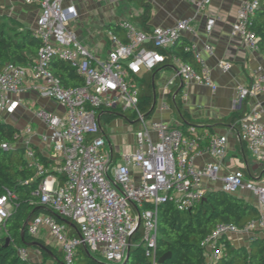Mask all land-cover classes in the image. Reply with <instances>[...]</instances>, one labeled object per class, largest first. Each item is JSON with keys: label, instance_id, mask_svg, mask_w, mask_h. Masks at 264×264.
Instances as JSON below:
<instances>
[{"label": "built area", "instance_id": "2783aa9c", "mask_svg": "<svg viewBox=\"0 0 264 264\" xmlns=\"http://www.w3.org/2000/svg\"><path fill=\"white\" fill-rule=\"evenodd\" d=\"M204 15L211 0H183ZM37 6L34 36L41 41L37 58L29 66L7 64L0 74V121L14 115L22 106L21 100L12 99L22 93L28 83L43 99L59 103L64 115L45 109L36 111L37 119L47 125L49 134L44 141L62 158L58 173L63 183L49 172L42 157L29 141L23 143L27 167L40 178L34 192L53 215H42L29 226V234L37 237L46 229L56 241L65 264H79L81 249L91 255L100 253L110 264H123L129 249L144 247L152 264H160L157 249L160 234L159 208L169 200L180 211H190L205 199V183H219V190L238 195L241 191L253 193L260 202L261 217L240 229L234 224H219L203 241L208 252V262H216L223 255L220 241L233 235L249 234L252 239L264 232V181L248 182L242 172L221 176L223 161L228 153L227 136H211L206 152L214 162L197 168L202 138L192 129L190 135L180 127L147 119L140 111L141 82L144 71L151 72L166 63L162 51H167L186 32L195 33L194 20L179 21L172 28L158 27L145 32L130 21L119 27L125 32L122 39L112 31L108 33L111 49L105 58L91 53L70 28L78 20L79 10L67 0H24ZM264 8V0H247L238 9L232 33L240 36L252 52L260 51V37L252 29L257 12ZM220 17H207L206 32L213 34ZM197 69L179 57H173L177 77L217 89L210 72L192 45ZM210 54L213 48L206 46ZM58 59L83 78V87H64L51 71V64ZM224 73L232 69L227 61L220 63ZM264 94V73L260 71L249 87H240V100ZM163 110H170L168 104ZM121 111L135 114L140 128L135 136V150L118 158L111 152L105 139L106 133L100 120L105 112ZM148 120H152L148 124ZM241 139L249 151L264 163V122L261 110L255 108L240 121ZM28 129L26 133H30ZM9 149V145H1ZM135 172L138 173L136 176ZM14 196L8 191L0 198V233L4 221L14 210ZM146 206L148 208H146ZM68 220L78 229L72 235L66 224L56 217ZM141 220V223H140ZM141 232V240L133 242ZM22 258L32 264L29 251L20 250Z\"/></svg>", "mask_w": 264, "mask_h": 264}, {"label": "crops", "instance_id": "0c3cea01", "mask_svg": "<svg viewBox=\"0 0 264 264\" xmlns=\"http://www.w3.org/2000/svg\"><path fill=\"white\" fill-rule=\"evenodd\" d=\"M2 0H0L1 2ZM5 1V0H3ZM10 2L21 0H9ZM24 1V0H23ZM121 0H67V4L75 5L79 10V18L89 20L92 11L95 9L98 12L99 20L96 27L87 30L83 24L81 28L73 30L79 38L80 42L88 49L96 48L94 54L99 58L107 57L111 44L108 33L110 26H119L122 21H130L138 25L141 24L138 18L143 14L144 10L137 6L134 2L124 0V4H120ZM152 6V17L150 21L151 29L158 27L172 28L176 24L185 19H193L195 33H184L182 39H185L192 45L196 46V53L201 57L202 62L210 72L212 81L216 86L214 91L212 88L193 82H184L177 77V67L173 61L160 65L156 74L155 102L152 109V120L165 122L173 127L181 128L182 121L177 116L176 112L170 108L166 111L162 109L163 104H168L170 107L169 98H174L175 93L182 87V102L184 110L190 115L194 121H222L229 118L232 114L242 111L246 108L248 114L255 108L261 110V119L264 122V94H257L245 101L240 100V87H249L256 79L258 73H264V51L252 52L242 41L240 36L232 33V27L236 22L237 12L239 7L247 0H211L204 15H197L196 9L184 2L183 0H145ZM25 8V7H24ZM26 9V8H25ZM28 11H32L36 19L40 11L37 6H32ZM220 17L221 21L216 25L213 34L208 35L206 32L207 17ZM34 30V29H33ZM120 38L126 39L125 32L119 35ZM210 45L213 48V54L207 51L206 46ZM92 48V49H93ZM227 61L232 64V69L224 73L220 68V63ZM200 68V65L198 63ZM153 72V71H151ZM151 72L144 71L140 82L143 83L144 77ZM12 99L21 100L22 106L14 115L6 116V122L12 124L22 133L21 144L29 141L38 153L48 158L51 162V168L47 169L53 173L62 167V158L54 153L49 144L44 141L49 130L46 124L37 119L35 113L40 109H45L58 115H64L65 109L57 102L41 98L30 83L26 85L24 90L19 95H13ZM117 111L105 112L101 115L100 120L104 124H109L106 118L110 113ZM122 118V117H119ZM30 129V133L26 131ZM191 128L190 132L192 131ZM194 131L202 138L200 155L196 158L195 165L197 168H204L207 164L214 162V158L206 152V146L211 136H227L228 137V153L223 161L221 168V176L232 172H242L245 180L248 182L264 181V163H261L253 157L247 144L241 139L240 128L233 126H215V128L201 127ZM129 148L135 150L134 138L129 145ZM113 153L116 158L121 155L112 145ZM46 165V164H45ZM136 176L138 173L135 172ZM58 177V176H57ZM207 192L219 190V183H205ZM245 198L253 205L260 208L259 199L249 191H241L238 194ZM69 230L72 235H79L75 225L69 224ZM77 233H73V230ZM264 236V232L258 234ZM37 238L45 243L41 244L47 247V251H41L37 247L29 248V254L32 264H61L63 254L60 247L49 234L46 229H43ZM234 246H249L252 240V235L240 234L233 235L228 239ZM84 249V248H83ZM61 255L58 258L57 255ZM44 253L48 254L45 257ZM81 253V252H80Z\"/></svg>", "mask_w": 264, "mask_h": 264}, {"label": "trees", "instance_id": "16d2710c", "mask_svg": "<svg viewBox=\"0 0 264 264\" xmlns=\"http://www.w3.org/2000/svg\"><path fill=\"white\" fill-rule=\"evenodd\" d=\"M134 2L144 10L138 18L142 29L151 33L150 21L152 17V6L145 0H126ZM26 9L32 6L25 5ZM110 31L119 36L124 31L116 25L110 26ZM252 29L260 37V50L264 51V8L260 9L253 19ZM41 41L34 36V31L24 26L23 22L0 10V74L4 67L9 64L31 66L37 58ZM191 44L185 39L180 40L169 50L162 51L166 57V63L173 57H179L199 69L195 53L191 50ZM158 69L148 74L141 83L140 111L147 119H152V109L155 102V89ZM51 71L57 76L62 85L68 87H83L85 82L76 71L68 64L54 59L51 64ZM170 108L176 112L182 121L181 130L184 134L190 135V129L196 131L201 128H215V126H233L240 128L242 121L248 112L243 107L242 111L235 112L229 118L222 121H194L184 110L182 102V90L176 98H169ZM136 120V115L130 116L117 111L110 113L106 118L110 124L117 118ZM22 133L12 124L0 121V198L10 191L13 196L14 210L4 221L0 233V264H30L20 255V250H28L29 245L34 243L44 244L45 242L29 234L30 224L42 215H53L49 207L42 204L41 200L34 196V192L40 185V178L34 170L27 167L25 160V148L21 142ZM9 145V149H3L1 145ZM38 151L37 149H35ZM46 166L51 168V162L42 154L38 153ZM62 165H60L61 167ZM58 176L60 183L64 177ZM146 208H148L146 206ZM32 215L29 226L26 228L24 240L22 231L25 222ZM260 209L239 195L226 193L222 190L207 192L204 201L190 211H180L175 203L169 200L159 208V240L157 255L160 260L170 254L165 264H264V236L253 238L249 246H234L227 238L220 241L223 249L222 257L216 261L208 262V252L202 247V241L212 233L219 224H234L240 229L245 228L251 222L259 220ZM57 221L62 223L57 217ZM69 226V225H68ZM73 233H77L74 229ZM10 239V245L6 246V240ZM141 240V232H138L133 242ZM51 250L50 246H46ZM58 258L61 255L56 254ZM45 257L48 254L44 253ZM63 259V257H62ZM79 264H100L90 257L85 249H81ZM127 264H152V258L148 256L144 247L133 248L130 252V259Z\"/></svg>", "mask_w": 264, "mask_h": 264}, {"label": "rangeland", "instance_id": "374dc122", "mask_svg": "<svg viewBox=\"0 0 264 264\" xmlns=\"http://www.w3.org/2000/svg\"><path fill=\"white\" fill-rule=\"evenodd\" d=\"M120 4H124V0H121ZM0 10L19 19L28 29L33 30L36 28L37 19L32 11H28L24 8L23 0L14 2H10L9 0H2L0 2ZM91 14L93 15H90L89 20H76L71 23L70 28L72 30H77L78 28H81L83 24H85L86 26L84 27L87 30L91 31V28L97 26L98 20L100 18L96 9L92 11ZM94 46V44L91 45L90 51L96 54L97 50L96 48H93ZM126 115L130 116L129 113ZM151 121L152 120H148V124ZM139 128V122H137L136 120H127L124 118H117L110 124H104V131L106 133L105 139L107 141V145L110 142L111 145H113L117 151H120L121 154L127 151H133L132 148H129L126 145H129L132 142L133 138L135 141L136 132L139 130ZM92 258L100 264H110L100 253H93Z\"/></svg>", "mask_w": 264, "mask_h": 264}, {"label": "water", "instance_id": "95a60500", "mask_svg": "<svg viewBox=\"0 0 264 264\" xmlns=\"http://www.w3.org/2000/svg\"><path fill=\"white\" fill-rule=\"evenodd\" d=\"M9 15H11V14H9ZM180 90H182V87H180V88L178 89V91L175 93L174 98H176V97L178 96ZM108 146H109L111 152H113L112 145H111L110 142L108 143ZM32 215H33V213L29 216V218H28L27 221L25 222L24 229H23V231H22V240H24V238H25L26 228H27V226H29V224H30V221H31ZM57 218H58L62 223L66 224V225H69V224H70V222H69L68 220H66V219H63V218L58 217V216H57ZM140 223H141V220H140ZM5 245H6V246H9V245H10V239H7V240H6V244H5ZM29 247H37V248H39L41 251H44V252L47 251L46 247H44L43 245L38 244V243H34V244H32L31 246L29 245ZM130 252H131V250L129 249L128 254H127V257H126V260H125V262H124L123 264H127V263H128V261H129V259H130ZM88 254H89L90 257L92 258V255H91L90 253H88ZM169 257H170V254H168V255L162 257V258L160 259V264H165V262L169 259ZM61 264H65V263L62 262Z\"/></svg>", "mask_w": 264, "mask_h": 264}]
</instances>
